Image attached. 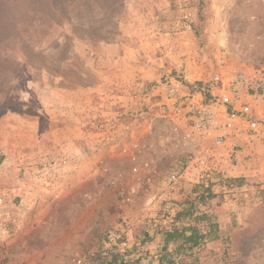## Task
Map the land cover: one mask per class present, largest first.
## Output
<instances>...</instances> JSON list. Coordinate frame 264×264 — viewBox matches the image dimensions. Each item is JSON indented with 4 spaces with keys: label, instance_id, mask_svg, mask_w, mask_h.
<instances>
[{
    "label": "rangeland",
    "instance_id": "obj_1",
    "mask_svg": "<svg viewBox=\"0 0 264 264\" xmlns=\"http://www.w3.org/2000/svg\"><path fill=\"white\" fill-rule=\"evenodd\" d=\"M223 55L232 70L264 66L262 0H0V264H99L110 229L130 258L157 260L154 237L197 184L212 185L194 209L218 238L190 264H264V152L243 157L262 179L200 180L172 139L166 87L201 93ZM257 134L261 149L262 125Z\"/></svg>",
    "mask_w": 264,
    "mask_h": 264
},
{
    "label": "built area",
    "instance_id": "obj_2",
    "mask_svg": "<svg viewBox=\"0 0 264 264\" xmlns=\"http://www.w3.org/2000/svg\"><path fill=\"white\" fill-rule=\"evenodd\" d=\"M218 67L219 72L201 93L188 92L186 96H179L175 86L169 85L165 89L167 96L173 100L172 115L177 119L173 131L178 135L181 130L180 139L172 138L177 144L175 147L194 155L196 161L193 162L203 168L200 180L209 178L213 172L226 173L220 168L217 158L233 125L245 124L251 133H256L261 125L264 127V112L257 118L254 109L258 103H264V66L248 71L232 70L223 55L219 57ZM178 180L175 173H170L167 179L172 186ZM103 246V251L122 254L129 249L128 240L115 229L106 232ZM162 247L157 245L156 248L161 250ZM86 263L85 257L77 259V264Z\"/></svg>",
    "mask_w": 264,
    "mask_h": 264
},
{
    "label": "trees",
    "instance_id": "obj_3",
    "mask_svg": "<svg viewBox=\"0 0 264 264\" xmlns=\"http://www.w3.org/2000/svg\"><path fill=\"white\" fill-rule=\"evenodd\" d=\"M236 182L240 183V180L226 181L227 186ZM211 186L194 185L190 195L175 203L172 218L174 223H171L170 228L162 233L163 247L162 251L157 253V264H190L189 260L194 256L191 252L193 248L201 243L217 240V225L211 222V217L207 213H196L194 209L196 204H204L206 200L214 198L210 189ZM259 193L264 195V189ZM184 220H188L192 224L182 225V227L176 225ZM202 224H205L206 231L202 230ZM187 251H189L188 254ZM98 257L100 259L99 264H140V259L130 258L129 251L124 254L115 251H102L98 253ZM174 257L180 258L179 261H175Z\"/></svg>",
    "mask_w": 264,
    "mask_h": 264
},
{
    "label": "crops",
    "instance_id": "obj_4",
    "mask_svg": "<svg viewBox=\"0 0 264 264\" xmlns=\"http://www.w3.org/2000/svg\"><path fill=\"white\" fill-rule=\"evenodd\" d=\"M254 109H256V107H254ZM260 114L261 113H259L258 115ZM255 116L257 117V110L255 111ZM228 133L229 137L227 138L224 147L219 151L221 157L225 160L224 164H222L220 168L222 170H225L227 174H229L231 171L233 172L234 170V172L237 173V176L245 177L249 175L255 176L258 179H262L261 169L258 168L256 170H251V168L248 167L243 159L245 153H253V151L264 152V147L260 149L258 144V137H260L259 134H257L256 136H251L250 131L245 124L233 125ZM231 156L236 160L237 166L230 169V163L228 162V160ZM258 158V160L264 161V153L258 155ZM215 220L219 223V218H217L216 216ZM220 229L222 230L221 227ZM219 234H223L222 231H220ZM161 240L162 239L159 236L154 237V243H163V240ZM206 245L208 244L206 243ZM147 246L148 247H146V250H148L150 254H154L155 245L153 243H149L147 244ZM144 262L145 263L143 264H157L156 256H150L148 257V260H145Z\"/></svg>",
    "mask_w": 264,
    "mask_h": 264
}]
</instances>
